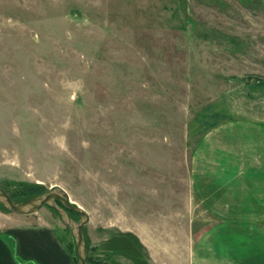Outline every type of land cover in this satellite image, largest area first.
<instances>
[{"label":"rangeland","instance_id":"374dc122","mask_svg":"<svg viewBox=\"0 0 264 264\" xmlns=\"http://www.w3.org/2000/svg\"><path fill=\"white\" fill-rule=\"evenodd\" d=\"M227 120L264 122V0H0V186H63L88 254L185 236L191 155ZM23 215L75 253L46 204L0 228Z\"/></svg>","mask_w":264,"mask_h":264},{"label":"crops","instance_id":"0c3cea01","mask_svg":"<svg viewBox=\"0 0 264 264\" xmlns=\"http://www.w3.org/2000/svg\"><path fill=\"white\" fill-rule=\"evenodd\" d=\"M188 184L193 213L185 236L172 232L156 242L135 231L130 242L140 255L112 258L264 264V122L227 120L207 130L191 155ZM9 220L0 228V264H76L54 224L25 215Z\"/></svg>","mask_w":264,"mask_h":264},{"label":"water","instance_id":"95a60500","mask_svg":"<svg viewBox=\"0 0 264 264\" xmlns=\"http://www.w3.org/2000/svg\"><path fill=\"white\" fill-rule=\"evenodd\" d=\"M0 203L8 210L18 213L37 211L44 204L51 205L58 212L61 220L70 228L75 245L73 260L76 261V264H89L84 227L89 223L90 216L81 205L70 198L68 191L63 186L52 185L42 193L21 200L11 197L0 186ZM69 211L77 212L78 219L71 217Z\"/></svg>","mask_w":264,"mask_h":264},{"label":"trees","instance_id":"16d2710c","mask_svg":"<svg viewBox=\"0 0 264 264\" xmlns=\"http://www.w3.org/2000/svg\"><path fill=\"white\" fill-rule=\"evenodd\" d=\"M46 191L45 187L41 183H29V182H18L17 186L11 191L7 192L11 197L15 199H26L25 197L27 195L31 194H39ZM25 196V197H24ZM28 198V197H27ZM1 204V203H0ZM2 205V204H1ZM47 205V204H46ZM4 206V205H2ZM52 209H54L51 205H48ZM5 207V206H4ZM6 208V207H5ZM54 211H56L54 209ZM57 212V211H56ZM70 212V211H69ZM58 213V212H57ZM59 215V214H58ZM73 253V252H72ZM74 254V253H73ZM113 253H109V255H105L103 257H97L93 256L91 254L87 255V261L89 264H124L120 261H117L113 259L112 256ZM111 255V256H110ZM76 263V261H74Z\"/></svg>","mask_w":264,"mask_h":264}]
</instances>
